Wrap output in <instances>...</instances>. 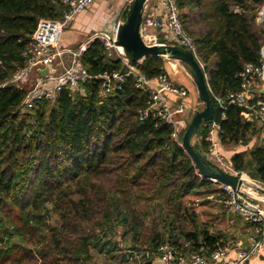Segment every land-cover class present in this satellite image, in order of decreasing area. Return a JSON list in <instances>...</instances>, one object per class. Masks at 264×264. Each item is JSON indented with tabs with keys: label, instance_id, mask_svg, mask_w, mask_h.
<instances>
[{
	"label": "trees",
	"instance_id": "obj_1",
	"mask_svg": "<svg viewBox=\"0 0 264 264\" xmlns=\"http://www.w3.org/2000/svg\"><path fill=\"white\" fill-rule=\"evenodd\" d=\"M177 2L205 70L220 150L235 171L264 183L262 120L254 112L246 118V108L236 104L223 116L215 100L241 88L245 64L260 62L264 23L257 16L264 0ZM67 9L63 0H0V264H95L93 250L110 245L119 227L138 250L154 255L164 242L184 253H210L224 232L201 225L185 198L206 192L223 200L226 193L201 174L181 145L184 132L173 136V122L154 111L140 118L152 96L136 87L133 74L109 95L95 77L22 111L27 90L11 79L27 64L38 21L58 19ZM80 60L94 76L129 70L100 38ZM134 65L150 78L166 71L159 55ZM257 98L252 91L249 102ZM207 123L195 148L208 159Z\"/></svg>",
	"mask_w": 264,
	"mask_h": 264
},
{
	"label": "built area",
	"instance_id": "obj_2",
	"mask_svg": "<svg viewBox=\"0 0 264 264\" xmlns=\"http://www.w3.org/2000/svg\"><path fill=\"white\" fill-rule=\"evenodd\" d=\"M94 1L95 0H63L68 6V9L62 17L58 19L41 18L26 48L27 64L15 72L11 81L17 83L27 77L33 70L39 71L40 69L52 65L56 57L63 53V51L59 49V44L64 29L76 15L84 11ZM159 2L165 9L164 18H159L154 14L141 17L138 31L142 40L148 45H153L157 38L149 29L152 27L159 29L168 28L175 37L173 44L188 48L195 54L193 50L194 40L192 35L183 26L177 0H159ZM257 20L259 23H264V4L258 11ZM119 31L120 27L115 24L113 27V35L103 34L101 38L106 45L111 47L114 46L120 51V56L129 67L127 72L116 70L94 76L88 72L80 61H74L71 66L65 68V70L60 73L40 74L35 84L27 90L22 103V111H29L42 100L55 101L60 92L65 88H70L72 90L81 89L86 82L95 77L102 79V94L109 95L116 88H120L121 84L126 81V78L130 74H133L136 87L148 90L152 96L150 108L141 110L140 118L142 119L146 117L150 111H154L156 116L162 120L175 124V114L184 113L187 109V104L184 99L188 96V90L176 84L166 71L162 72L157 78H150L137 69L132 63V57L125 51L126 48L118 44ZM260 53L261 59L259 63H247L239 72L238 75L242 79L241 88L237 91L230 92L226 97L215 96V100L217 105L216 108L221 110L223 116L225 115V110L228 105L236 104L246 108V110L242 112L246 118L251 119L253 112L258 115L264 127V93L259 91L256 101L254 103L249 102L252 91H254L252 89V83H254L255 80L260 81L264 88V45ZM74 55L80 56L81 51L75 52ZM199 62L201 63V61ZM201 65L203 66L202 63ZM165 92L174 93L180 98L175 106L170 103ZM207 125L209 127L206 136V140L209 142L208 159L221 170L227 172L234 171V173L240 174L226 161L225 156L220 150L218 139L219 123L212 117ZM173 136L177 137L178 132H174ZM261 186L264 187L263 182ZM221 187L226 193V197L222 200L224 209L230 213L238 214L258 227V235L251 239V243L248 247L240 249L236 257H230V245L225 242H220L217 247L210 252V255L195 251L188 256L187 253L179 251L169 242H164L158 247L159 255H154V253L149 250L141 251L140 256L143 260L142 263L151 261L152 264L155 257H160L166 264H210V259L213 261L227 260L231 264H244L250 257L258 254L264 247V205L261 204V202L264 203V195L262 194V198H257L245 189L246 186L241 189H235L231 185L221 183ZM136 256L139 255L136 254Z\"/></svg>",
	"mask_w": 264,
	"mask_h": 264
},
{
	"label": "crops",
	"instance_id": "obj_3",
	"mask_svg": "<svg viewBox=\"0 0 264 264\" xmlns=\"http://www.w3.org/2000/svg\"><path fill=\"white\" fill-rule=\"evenodd\" d=\"M135 2L136 0H95L84 11L76 15L62 33L59 49L63 51V53L56 57L55 62L49 66L46 73H60L64 71L65 68L71 66L74 61L81 62V55L75 56L74 53L78 51L82 53L92 40L95 38L102 39L101 36L103 34L112 36L114 25L116 24L121 27L124 24L122 17L124 15L129 17L128 15L131 14ZM148 14H154L159 18H164L165 9L161 6L159 0H146L141 16ZM149 31L157 38L153 44H173L175 41V37L168 28L159 29L152 27ZM107 46L111 47L109 45ZM165 68L172 80L176 84L185 87L189 92L188 96L184 99L187 104L186 111L184 113H177L174 116L176 131L181 133L188 117L202 109L203 104L197 85L186 64L180 60L165 56ZM35 73L36 71L33 70L27 77L16 84L28 90L39 78V75L42 74L39 71H37L38 75ZM252 89L259 92L264 88L260 81L255 80V82L252 83ZM165 95L173 106H175L176 102L180 99L176 94L171 92H165ZM228 213L232 216V220L231 224H228V227H224L225 236L222 240L230 245L229 256L236 257L238 251L248 247L251 243V239L258 235V227L246 219L239 217L238 214ZM204 253L210 255L209 252ZM190 254L189 252L187 253L188 256H190ZM210 264L231 263L227 260L213 261L210 259ZM244 264H264V247L258 254L250 257Z\"/></svg>",
	"mask_w": 264,
	"mask_h": 264
},
{
	"label": "water",
	"instance_id": "obj_4",
	"mask_svg": "<svg viewBox=\"0 0 264 264\" xmlns=\"http://www.w3.org/2000/svg\"><path fill=\"white\" fill-rule=\"evenodd\" d=\"M146 0H136L135 6L128 17L125 25L120 27L119 44L123 45L128 55L132 57V63L135 64L143 60L148 55H159L174 58L182 61L188 67L200 94V98L204 103V107L198 110L193 116L190 124L186 128L181 145L195 162L197 168L205 179L212 180L227 185H231L235 189H241L253 183L244 178L240 174L227 172L214 167L207 158L195 148L193 138L196 135L201 123L212 119L215 113V105L211 101L210 90L206 79V74L203 66L193 53L188 48L178 44H146L140 37L138 26L141 20V13L144 10ZM49 67L40 69L42 74L47 72ZM160 87V86H159ZM264 93V89L262 90ZM258 192L264 195V187L258 184H253ZM152 264H166L160 257H155Z\"/></svg>",
	"mask_w": 264,
	"mask_h": 264
},
{
	"label": "rangeland",
	"instance_id": "obj_5",
	"mask_svg": "<svg viewBox=\"0 0 264 264\" xmlns=\"http://www.w3.org/2000/svg\"><path fill=\"white\" fill-rule=\"evenodd\" d=\"M122 18L124 21L123 25H125L129 18L125 15ZM110 49L113 55H118V56L121 55L120 51L116 47L113 46L110 47ZM34 71H36L35 74L38 75L37 70ZM202 104H203L202 106L204 107L203 101ZM194 115L195 114H191L188 117V120L186 121L184 128L182 129L181 133L180 132L178 133V135L182 134V132H185L186 128L190 124ZM196 140H197V136L195 135L193 138V142L195 143ZM207 160L210 161L209 159ZM231 172L234 173V171ZM240 175H243L253 184L262 185L261 181L257 179H253L246 172H242L240 173ZM252 185H249L251 188H253L252 190H250V188H247L246 190L252 192V194L257 198H262L263 197L262 194L258 192L257 189L254 188V186ZM246 187H248V185ZM185 200L194 210H196L201 225L206 226L212 232L222 231L225 233L224 227L225 226L228 227L229 223L231 224L232 216H230L229 213L226 212V210L224 209L222 199L218 194L216 193L210 194L206 192L191 193L188 196H186ZM261 204L264 205L263 202H261ZM161 210L162 209L159 207L156 212V215L159 217L165 214V211L164 210L161 211ZM160 229L161 231H165L163 222H161ZM118 230L119 231L117 235L114 238H112L111 244L107 245V247L102 252L98 251L97 249L93 250L95 264H141L142 263L143 260L141 259L142 257L140 256L141 250H138L135 247V242L132 240L131 234L123 235L122 227H119ZM136 254H138L139 256H136Z\"/></svg>",
	"mask_w": 264,
	"mask_h": 264
},
{
	"label": "bare ground",
	"instance_id": "obj_6",
	"mask_svg": "<svg viewBox=\"0 0 264 264\" xmlns=\"http://www.w3.org/2000/svg\"><path fill=\"white\" fill-rule=\"evenodd\" d=\"M244 177V176H243ZM245 178V177H244ZM249 178V177H248ZM247 188H250V190H252L253 188H251L250 186H248V187H246L245 189H247Z\"/></svg>",
	"mask_w": 264,
	"mask_h": 264
}]
</instances>
